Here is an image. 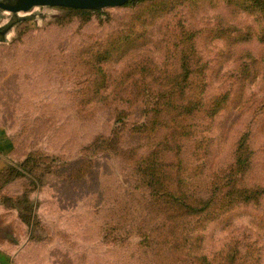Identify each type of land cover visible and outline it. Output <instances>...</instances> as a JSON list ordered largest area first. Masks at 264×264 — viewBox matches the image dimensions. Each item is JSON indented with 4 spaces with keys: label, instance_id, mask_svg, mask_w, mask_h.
<instances>
[{
    "label": "rangeland",
    "instance_id": "1",
    "mask_svg": "<svg viewBox=\"0 0 264 264\" xmlns=\"http://www.w3.org/2000/svg\"><path fill=\"white\" fill-rule=\"evenodd\" d=\"M166 3L41 8L0 43V125L33 153L2 193L39 222L16 264H264V16ZM178 21L200 58L181 84Z\"/></svg>",
    "mask_w": 264,
    "mask_h": 264
},
{
    "label": "trees",
    "instance_id": "2",
    "mask_svg": "<svg viewBox=\"0 0 264 264\" xmlns=\"http://www.w3.org/2000/svg\"><path fill=\"white\" fill-rule=\"evenodd\" d=\"M143 1H146V2L149 1L150 4L146 6L147 9L150 8L152 10L155 8V6H158L160 4H165V7L168 8L166 0H160V1L139 0V2H143ZM204 1L213 3L216 0H191L192 3H189L188 5L198 6V4ZM222 1L229 7H233V10H236V9L244 10L252 14H256V15H259L258 13H261L264 16V0H222ZM132 3H133V0H129L128 3H126L124 6L130 5ZM63 8L68 13L70 12L72 14H79L84 17H89L90 14H94V13H98V14L102 13L101 10L71 8V7H63ZM162 14L163 12L160 15H158V17L159 16L162 17L161 16ZM153 16L155 17L156 15H153ZM177 24L178 25H176V28L178 29V32H176L174 29L172 31H169V30L165 31L161 35L162 37L161 43L163 44L168 43L169 49L173 47H177V49H171V50H174V52L178 54L177 71L175 73V76L178 77L177 82L181 84L185 81V78L188 77V74H194V72H196L195 65H194V57H196L197 61L200 58L195 55L194 43L192 44V40H194L196 36L195 34H197V31H191V30L189 31L188 28H186L185 25L181 23L180 21H178ZM260 41L264 43V31H263V37L262 39H260ZM188 43H189V46H188ZM163 47L167 48V45H163ZM246 54L247 56H249L251 53L250 51H247ZM242 56L245 58L247 57L245 56V53ZM144 58L145 59H140L139 61L136 62L135 68L138 70V72L143 71V69L145 70V68L149 69V66L151 65L148 57L147 58L144 57ZM242 60H244L242 59V57L239 58V61H242ZM246 152H247L246 143L242 141V143L240 144V148H239L240 155L237 159L238 161L237 164L240 169L242 167V163L246 161V159L243 157V155ZM32 154L33 153L30 152L23 161L17 162V163H11L3 171L0 172V200L1 202L8 207L9 206L14 207L18 210L21 220L28 225L31 233H33L34 228L39 223L36 220V216L32 214V209L34 208V204L32 203V201H30L27 195H23L22 197L11 198L10 196L2 192L4 188L15 178L21 177L26 174H30V172H32L31 171L32 159H33ZM209 205L213 207L217 205V202L213 201L212 204H209ZM205 206L207 205H204L203 207L200 208V214L198 216H203L208 213V210L211 207L209 206L208 208L204 209ZM218 208L220 209L221 207H218ZM239 253L240 251H238L237 249L235 252L236 255L234 256L238 259L240 264H245L243 260V255Z\"/></svg>",
    "mask_w": 264,
    "mask_h": 264
},
{
    "label": "crops",
    "instance_id": "3",
    "mask_svg": "<svg viewBox=\"0 0 264 264\" xmlns=\"http://www.w3.org/2000/svg\"><path fill=\"white\" fill-rule=\"evenodd\" d=\"M15 153L16 142L0 125V172L11 163L23 161L27 155L17 158ZM30 233L18 210L4 205L0 200V264H16L17 260L26 255L24 252L29 245Z\"/></svg>",
    "mask_w": 264,
    "mask_h": 264
},
{
    "label": "water",
    "instance_id": "4",
    "mask_svg": "<svg viewBox=\"0 0 264 264\" xmlns=\"http://www.w3.org/2000/svg\"><path fill=\"white\" fill-rule=\"evenodd\" d=\"M129 0H0V43L7 42L14 34L15 26L40 15L50 16V10L59 7L103 10L121 7ZM134 2L136 0H133ZM44 8L40 13L35 10ZM46 11V12H44ZM53 17V16H52ZM48 17V18H52Z\"/></svg>",
    "mask_w": 264,
    "mask_h": 264
}]
</instances>
